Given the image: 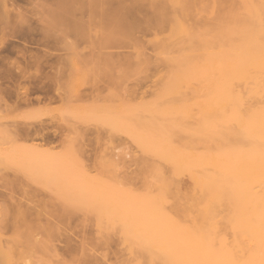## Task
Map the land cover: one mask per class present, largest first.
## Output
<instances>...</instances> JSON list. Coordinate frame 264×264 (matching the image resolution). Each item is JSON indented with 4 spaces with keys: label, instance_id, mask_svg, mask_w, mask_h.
Instances as JSON below:
<instances>
[{
    "label": "rangeland",
    "instance_id": "1",
    "mask_svg": "<svg viewBox=\"0 0 264 264\" xmlns=\"http://www.w3.org/2000/svg\"><path fill=\"white\" fill-rule=\"evenodd\" d=\"M13 1L0 0V101L13 106L0 102V129L56 125L72 139L60 144L57 136L53 151L37 158L11 144L18 140L0 136V264H146L145 251L120 231L118 207L131 192L144 191L142 178L154 181L160 170L177 179L180 192L190 187L186 168L175 170L143 141L149 132L144 125L158 118V91L169 69L158 54L176 53L152 45L169 25L145 21L158 5L144 0ZM41 54L48 58L38 59ZM189 82L181 84L188 99L199 84ZM25 86L31 105L17 94ZM175 98L168 101L182 104ZM196 111L191 106L187 126H194Z\"/></svg>",
    "mask_w": 264,
    "mask_h": 264
},
{
    "label": "bare ground",
    "instance_id": "2",
    "mask_svg": "<svg viewBox=\"0 0 264 264\" xmlns=\"http://www.w3.org/2000/svg\"><path fill=\"white\" fill-rule=\"evenodd\" d=\"M144 1L158 5L144 19L149 25H169L168 34L158 38L156 33L152 45L176 51L157 56L169 69L156 92L161 98L158 118L154 125H144L149 129L144 147L175 170L186 168L190 187L180 192L177 179L161 170L154 181L142 178L144 191L131 192L117 209L120 231L136 250L145 251L146 264H264V0ZM46 54L38 59L45 60ZM21 69L17 71L24 73ZM185 81L199 83L192 86L191 100L182 96ZM30 91L29 86L18 88L21 103L31 105ZM172 97L182 104L170 103ZM0 102L7 109L11 106ZM191 106L197 109L193 127L184 121L192 116ZM46 126H5L0 136L18 140L11 144L38 158L53 151L49 145L57 136L60 144L72 139L61 127L52 126L50 131ZM183 131L186 140L180 136ZM36 138L40 142L20 144V139ZM198 145L203 148L199 153L194 151Z\"/></svg>",
    "mask_w": 264,
    "mask_h": 264
}]
</instances>
